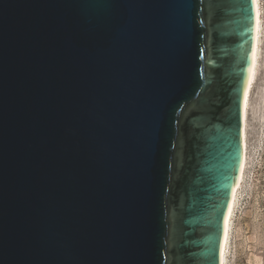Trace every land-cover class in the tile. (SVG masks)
Listing matches in <instances>:
<instances>
[{
    "label": "water",
    "instance_id": "95a60500",
    "mask_svg": "<svg viewBox=\"0 0 264 264\" xmlns=\"http://www.w3.org/2000/svg\"><path fill=\"white\" fill-rule=\"evenodd\" d=\"M254 0H0V264H221Z\"/></svg>",
    "mask_w": 264,
    "mask_h": 264
},
{
    "label": "rangeland",
    "instance_id": "374dc122",
    "mask_svg": "<svg viewBox=\"0 0 264 264\" xmlns=\"http://www.w3.org/2000/svg\"><path fill=\"white\" fill-rule=\"evenodd\" d=\"M262 27L246 126V166L230 220L225 264H264V0Z\"/></svg>",
    "mask_w": 264,
    "mask_h": 264
},
{
    "label": "bare ground",
    "instance_id": "6f19581e",
    "mask_svg": "<svg viewBox=\"0 0 264 264\" xmlns=\"http://www.w3.org/2000/svg\"><path fill=\"white\" fill-rule=\"evenodd\" d=\"M255 2V37H254V46H253V53H252V65L249 71V77L247 81V85L244 92L243 98V106H242V147H243V159L242 165L238 177V183L234 186L232 190V196L230 200V204L225 216L224 220V234L222 239L221 245V264H225L226 261V251H227V244H228V236H229V228H230V220L231 216L234 211L235 201H236V194L237 191L242 183L244 169L246 166V126H247V119L248 113L250 108V99L251 93L253 89V85L256 81L257 76V62H258V53H259V43H260V35H261V27H262V18H261V7H260V0H254Z\"/></svg>",
    "mask_w": 264,
    "mask_h": 264
}]
</instances>
